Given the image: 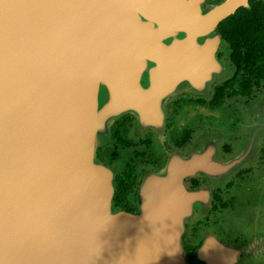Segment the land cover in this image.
Masks as SVG:
<instances>
[{
    "label": "water",
    "instance_id": "1",
    "mask_svg": "<svg viewBox=\"0 0 264 264\" xmlns=\"http://www.w3.org/2000/svg\"><path fill=\"white\" fill-rule=\"evenodd\" d=\"M241 3L0 0V264H189L176 255L201 195L185 178L211 161L171 159L131 213L99 148L123 116L159 131L171 95L212 91L228 73L215 29ZM256 244L194 251L238 264Z\"/></svg>",
    "mask_w": 264,
    "mask_h": 264
},
{
    "label": "flooded vegetation",
    "instance_id": "2",
    "mask_svg": "<svg viewBox=\"0 0 264 264\" xmlns=\"http://www.w3.org/2000/svg\"><path fill=\"white\" fill-rule=\"evenodd\" d=\"M213 1L222 4L230 0ZM241 2L215 29L222 40L219 58L228 73L215 82L212 91L207 95L188 91L171 95L165 101L159 131L139 127L134 115L123 116L114 124L112 141L99 148L101 158L116 170L114 205L131 213L139 210L145 179L162 171L171 159L194 155L211 161L206 173L185 178L186 188L201 195L194 202V213L185 220L187 250L176 255L189 264L206 263L204 255L194 250L207 238L234 246L256 242L255 251L240 255L238 264H264V224L253 222L242 237L228 236L216 226L222 215L235 211L240 202L247 208L255 203L243 196V189L249 194L256 189L264 195V68L255 70L247 63H235L233 45L224 38L231 23L221 27L245 10L264 11V0Z\"/></svg>",
    "mask_w": 264,
    "mask_h": 264
},
{
    "label": "trees",
    "instance_id": "3",
    "mask_svg": "<svg viewBox=\"0 0 264 264\" xmlns=\"http://www.w3.org/2000/svg\"><path fill=\"white\" fill-rule=\"evenodd\" d=\"M245 11L222 23V29L226 27L227 21L231 23V31L224 33V38L233 45L235 63H247L255 70L264 68V11Z\"/></svg>",
    "mask_w": 264,
    "mask_h": 264
},
{
    "label": "rangeland",
    "instance_id": "4",
    "mask_svg": "<svg viewBox=\"0 0 264 264\" xmlns=\"http://www.w3.org/2000/svg\"><path fill=\"white\" fill-rule=\"evenodd\" d=\"M128 154V152H126ZM255 179H253V187ZM244 197H250L253 199L251 207H244L243 202H240L233 210H228L221 217L222 221H218V230L222 231L228 236H246L249 233V226H253V222L257 225L264 224V195L259 194L260 192L254 189L253 193L247 192L245 189L241 191ZM261 195V196H260ZM263 226V225H262ZM263 229V228H261ZM222 243H227L222 241ZM229 244V243H227Z\"/></svg>",
    "mask_w": 264,
    "mask_h": 264
}]
</instances>
